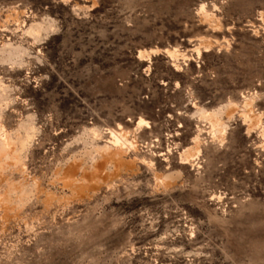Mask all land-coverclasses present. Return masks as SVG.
Listing matches in <instances>:
<instances>
[{
	"label": "rangeland",
	"instance_id": "obj_1",
	"mask_svg": "<svg viewBox=\"0 0 264 264\" xmlns=\"http://www.w3.org/2000/svg\"><path fill=\"white\" fill-rule=\"evenodd\" d=\"M0 264H264V0H0Z\"/></svg>",
	"mask_w": 264,
	"mask_h": 264
},
{
	"label": "bare ground",
	"instance_id": "obj_2",
	"mask_svg": "<svg viewBox=\"0 0 264 264\" xmlns=\"http://www.w3.org/2000/svg\"><path fill=\"white\" fill-rule=\"evenodd\" d=\"M138 125L140 126V128H151L150 124L147 121L143 120V119H141L138 122ZM115 138L118 141V138L117 137H115Z\"/></svg>",
	"mask_w": 264,
	"mask_h": 264
}]
</instances>
